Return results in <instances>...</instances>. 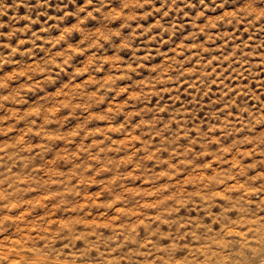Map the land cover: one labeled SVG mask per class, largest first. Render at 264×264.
I'll return each mask as SVG.
<instances>
[{"label": "clouds", "instance_id": "clouds-1", "mask_svg": "<svg viewBox=\"0 0 264 264\" xmlns=\"http://www.w3.org/2000/svg\"><path fill=\"white\" fill-rule=\"evenodd\" d=\"M68 2L76 4V0H68ZM49 3L50 0H38L37 6L47 7ZM177 4H183V7L178 8ZM200 5L202 10L196 17H191L188 13L184 16L192 20L193 28L200 30L192 35L198 37L203 32L209 42H214L218 37L211 32V29L225 24L231 28L230 35L233 37L231 41L234 44L236 33L243 28L251 34L252 38L247 46L234 44V52L241 51L240 56L233 53L225 58L221 55L209 63L208 60L199 59L206 45L198 44L197 47L201 49V52L187 58L188 63L197 61L191 72L183 67V61L171 59L157 68H151L150 70L156 75L138 81L136 88L139 91H129L123 86L117 87V81L130 79L131 74L145 67L143 61L151 55L150 52L148 56L138 54L148 50L136 46V40L147 35L152 27L159 28L162 33L168 32L170 36L175 35L177 28L183 27L179 24L169 27L161 23L145 28L137 22L144 21L155 13H163L164 17L173 12L178 15L184 11V8L194 7V5L191 0H120L119 7H114L112 0H84L83 5L78 6L75 12H65L64 16H49V20L63 22L67 16L71 15L74 22L60 29L58 36L45 41L51 47L46 49L47 55L43 61L0 75V90L9 89L7 94H0V109L7 112V115L0 117V135H8L14 130L15 123L9 125L7 124L9 121L17 123L29 117H36L40 121V123L35 120L30 121L26 127L19 129V135L13 138L11 143L5 144L4 148L0 149V152L4 153L0 156V161L12 162L7 165L0 163V167L6 169L0 172V213H3L0 215V264H86L93 252L104 258L103 264H133L128 257L108 258L115 256L120 247L129 243L138 245L131 255L139 258L140 264H245L249 253L252 254V258H255L264 250V172L249 175L250 171H255L259 165H264V128H261L264 126V100L260 99V96L264 95V87H261V91H257L243 83L244 80H250L252 77H258V81L264 79L258 75V72L264 71V68L253 61L254 56H260L264 52V40L260 39L261 34H264V0H235V5L231 7L230 0H200ZM66 7L67 5L64 6ZM64 8H59L58 11H64ZM9 10L7 0H0V17L7 14ZM207 12H212L214 15L207 17L205 15ZM97 14L104 23L90 30L86 25L89 20L96 19ZM201 18L205 20L202 25L198 22ZM117 21L121 22L119 27H112ZM124 29H131V31L125 34ZM29 30L25 28L22 31ZM15 31L4 35L7 39H11ZM41 31L46 32L49 29L45 27ZM74 34L80 36L76 44L69 42ZM41 39L39 32H33L31 40H21L15 46L0 44V47L10 49L7 55L0 54V68L5 64L13 63L11 57L14 55L24 54L20 50L21 44L36 45V41ZM161 39H163L162 36ZM149 40H152V37H149ZM225 42L229 43V40L225 38ZM61 44L64 45L62 49L53 51ZM105 45L115 50L112 55L107 54ZM248 48H253L255 51L249 52ZM182 50L191 51V48L188 45H181L177 49L178 52ZM124 51L133 54L129 60L121 56L120 53ZM85 54H88L86 61L81 67L74 69L71 87L57 93L58 98L51 106L33 107L23 113L13 108H4L5 103H22L24 93L35 91L45 82L52 80L57 72H67L72 67L73 58ZM261 60L264 61V56ZM136 61L139 63H135ZM105 65H108V74L98 78L97 73L103 72ZM215 65H219L220 68L216 71L208 70ZM224 65L230 67L225 68ZM254 69L259 70L254 71ZM224 72H227V75L217 81L216 77L223 76ZM173 73L176 74L173 75ZM33 77L37 79L34 80ZM213 77L215 81L210 85L209 81ZM21 78H24L26 82L13 89L12 82ZM216 83H219L221 88L217 94L220 97L221 107L211 112L210 116L213 119H221L219 112L228 113L227 117L222 118L220 126L210 124L206 132L200 131L198 127L187 126V121L179 117L193 115L194 110L190 104L187 110L181 109L179 113L174 112L173 119L168 122L161 121L157 124L155 119H142L127 132V140L107 144V140L112 139L108 135L109 132L123 131L121 126H113L111 123L116 116L124 115L131 119L153 112L162 113L167 110L164 108L163 100L161 99L160 106L148 107L150 100L168 95L180 103L179 96H173V93H179L185 84L188 85L186 95L193 97L192 103L199 104L196 97H207L209 87H213ZM233 92L236 93L235 97L232 96ZM109 93L115 94L110 100L107 99ZM125 94L127 100L117 103L120 95ZM240 97L245 98L243 105L237 103ZM106 100L108 110L102 115L90 111L95 105H103ZM253 101H255L254 107H249ZM211 103H217V101L212 100ZM172 107L174 109L175 106L172 105ZM125 108L135 110L125 112ZM232 108L237 109L236 113L231 112ZM65 109L70 110L68 114L59 116L58 114ZM78 109L87 114L82 123L70 131L48 130L47 126L51 124H58L63 128L64 123L71 119ZM93 120L101 124L107 121L108 126L89 128ZM171 123H176L178 128L171 136H168L165 133L170 130ZM141 127L154 129L146 133L151 139L144 140L135 135ZM244 129H247L249 135L236 140L230 146H221L219 154L208 151L197 153L203 156L212 154L216 161L229 164L231 167L223 171L214 170L211 175L202 173L195 177L188 176L183 180H176L177 176L184 175L180 170V164L191 163L186 157L194 151L193 145L199 144V147L207 149L209 144H218L223 138L210 133L220 131L225 135H232L235 132L239 135ZM257 129L261 130L257 131ZM192 132H198V135L193 137ZM82 133L83 136H81ZM97 135L104 139L86 142L90 137ZM29 136H38L40 142L30 143L27 140ZM77 137H80V143L76 150H69L66 145L76 143ZM182 139L189 141V144L183 148L179 146V141ZM153 140H158L159 144H153ZM57 141H63L65 147L57 150L55 155L46 161L51 167L45 169L37 166L32 169L33 172H43L47 179L42 178L36 181L30 176H20L12 171L16 163H22L27 168L37 156L43 157L45 153L50 152L52 145ZM137 142L142 145L139 149L134 147ZM245 145H251V147L245 148ZM121 148L127 150L129 154L122 159L107 158L109 152L119 153ZM233 148L236 149L235 159L224 160L225 155H232ZM141 152L144 155L137 160ZM161 152H168L169 156L161 158ZM22 153H29V155L24 156L21 155ZM82 153L88 154V161L76 163L81 160ZM257 157L260 159H256ZM173 158L178 160L177 164L172 163ZM249 159L252 163L243 162ZM60 161L71 163V170L67 172L56 170L54 166ZM144 161H155L157 165L167 164L169 167L151 176H138L136 173L141 172ZM93 162L100 167L94 169ZM122 166H131V171L121 175ZM90 171L95 175L111 171L113 175L110 179L96 180L95 175L91 178L85 176V173ZM241 177L244 179H239ZM165 178L168 182L159 184V181ZM73 179H77L76 185L72 184ZM128 180L143 181L149 185L157 184L158 186L147 189L132 187L125 183ZM21 183L27 184L28 187L22 188ZM81 183L98 184L100 192L95 195H85L84 202L71 205L66 208V211L83 212L85 208L91 209L97 205L105 208L114 207L116 204L125 203L129 198L140 197L136 208H121L118 214L119 220L121 216L129 219L137 217V219L133 223L116 224L113 221L106 227L116 230V235L107 240L97 231L98 227L95 223L84 218L57 222L55 229L49 228L47 215L37 217L33 221L27 220V216L34 211L31 207L33 200L24 199L27 193L43 188L44 194L40 195L42 198L47 197L48 201L59 198L58 202L51 206L48 203L43 205L50 210L48 215H51V210L57 212L66 205L67 201L64 197L79 195L76 189ZM34 184H39V188L33 187ZM116 184L119 185V190L114 193L113 199L108 204H100L101 195L104 192H113V186ZM52 185H61L63 190L49 191ZM188 185H193L195 190L186 191ZM173 189L175 191H172ZM165 193L168 194L165 195ZM234 193L239 195H233ZM151 197L156 199L145 202V198ZM219 201L224 203L220 204ZM189 204L194 206V210L206 213L205 218L188 221L169 219L173 215H179ZM25 205L29 207L24 215H11L14 209L23 208ZM217 207L221 209L218 213L214 211ZM142 209H154L155 214L146 215ZM233 212L240 214L239 219L229 215ZM89 215L91 212L85 213V216ZM204 220L211 223H205ZM44 221L47 222L44 223ZM6 224L17 225L12 235H5L9 231L5 227ZM154 224L155 228H153ZM101 225L102 227L99 228L105 227L102 223ZM216 225L220 226L219 229L215 227ZM81 226L91 231H77V228ZM164 226H167L169 230L163 231ZM141 227L149 230L148 238L137 241L138 229ZM173 227L175 231L171 230ZM119 236H123V241L118 240ZM91 237L95 239H90ZM163 240H168L169 243L162 244ZM80 241L84 246L78 249L76 243ZM109 242L116 247H110ZM58 244L59 247H57ZM105 248L108 251H105ZM181 252L183 255L178 256L177 253Z\"/></svg>", "mask_w": 264, "mask_h": 264}, {"label": "rangeland", "instance_id": "rangeland-1", "mask_svg": "<svg viewBox=\"0 0 264 264\" xmlns=\"http://www.w3.org/2000/svg\"><path fill=\"white\" fill-rule=\"evenodd\" d=\"M194 7H186L184 8V11L179 13L173 12L169 14L167 17H164L163 13H155L153 16H149L144 21H139L137 23L142 24L145 28L151 27L152 24H164L166 26H173V24H179L183 25L181 28H177L175 31L174 36H170L168 32H161L159 28L152 27L151 31L148 32L147 35H145L143 38L136 40V46L142 49H147V52L138 53L140 55L148 56V53L150 52L151 55L148 59H145L143 63L145 64V67H141L137 72L131 74L130 79L126 80H120L117 81V87L123 86L127 87L129 91H139L138 88H136V84L138 81L148 79L151 76H155L156 73L151 71V68H157L158 66L165 64L167 61L171 59H179L180 61H183V67L188 69L190 72L192 71V67L197 61H192L191 63H188L187 58L190 55H193L195 53L201 52V49L197 47L198 44H204L206 47L203 49V55L199 57L200 60H208L209 63H212L215 61L218 57L221 55H224L225 58H227L228 55H232L233 53L236 56L241 55V51H235L234 52V44L235 45H241L247 46L249 43V40L252 38L251 34L244 31L243 28H241V31L236 33V38L234 40V44L232 43L233 37L230 35L231 28H229L228 25L221 24L219 28L214 27L211 29V32L213 34L217 35V39L214 42H209L206 39V34L201 32L198 37H195L192 35L194 32H198L200 30L193 28L192 20L189 18L184 17L185 13L190 14L191 17H196L201 12V5L200 0H191ZM84 0H76V4H69L68 0H50V3L47 7H38V0H7V4L10 7V10L7 14L0 17V44H11L13 46L17 45L19 41L21 40H31L33 38V32H39L40 36L42 37L41 40L36 41V45H33L31 43H24L20 45L21 53L24 54H16L11 59L14 61L13 63L5 64L2 68H0V75H4L5 73L11 72L15 69L23 68L24 66H31L34 62H41L43 59L46 58V49L50 48L51 45H48L45 43V41L49 38H54L60 34V29L64 28L67 25H70L74 22V18L69 15L67 16L63 22H58L57 20H49V16L55 15V16H64L65 12H75L77 10V7L80 5H83ZM120 0H112V5L114 7H119ZM67 5L66 8L64 6ZM235 5V0H230V7ZM159 7V3L157 4ZM178 8L183 7V4H177ZM59 8H64V11H58ZM12 9V10H11ZM148 10V9H146ZM167 11V9H165ZM207 17H212L214 14L212 12L205 13ZM31 21H38L36 23H32ZM201 25L205 23V20L201 18L198 21ZM104 21L101 17H99V14H97V18L94 20H89L86 27H88L90 30L95 29L97 27L102 26ZM121 22L117 21L115 24L112 25V27H119V24ZM59 25L58 27L56 25ZM48 28L49 31H41L42 28ZM28 28L30 29L27 32L22 31L23 29ZM15 31V35L11 39H7L6 35L9 32ZM131 31V29H124V33L127 34ZM161 36L163 39H161ZM149 37H152V40H149ZM225 38L229 40V43L225 42ZM243 39V41H241ZM261 40H264V34H261L260 36ZM80 40V36L78 34H74L72 37H70L69 42L72 44H76ZM116 43H119V41H116ZM181 45H188L191 48V51L182 50L181 52H178L177 49L181 47ZM219 46V47H218ZM57 49H53V51L60 50L64 47L63 44L57 46ZM31 51H28L30 50ZM211 49V51H210ZM222 49V51H221ZM105 50H107L108 55H112L114 53V49L110 48L108 45H105ZM249 52H254L255 49L248 48ZM10 49L5 47H0V54L7 55L9 53ZM122 57H124L125 60H129V58L133 55L130 52L124 51L120 53ZM88 54H85L83 56H76L72 60V67L68 69L67 72H57V74L54 75L52 80H49L45 82L41 87L37 88L33 92H26L23 94V102L20 104H11V103H5L4 108H13L18 110L20 113H23L27 111L28 109H31L33 107H40V106H51V104L58 98L57 93L66 91L68 87H71V81L73 79L74 75V69L77 67H81L83 63L86 61V56ZM264 56V52L261 53L260 56H254L253 61L256 63L259 67L264 68V61L261 60V57ZM245 59H248V57H244ZM131 62V61H129ZM135 63H139V61H136ZM225 68L230 67L229 65H224ZM239 67V65H237ZM219 65H215L213 68L208 69L209 71H216L219 69ZM165 70H167L165 68ZM222 70V69H221ZM259 69H254V71H258ZM94 71V69L92 70ZM108 74V65L104 66V71L101 73H97V77L105 76ZM176 73H173L175 75ZM227 75V72H224L223 76H217L216 79L219 81L222 80L224 76ZM258 75L261 77H264V71L258 72ZM33 79H37V77H33ZM215 81V78L213 77L209 84L211 85ZM25 79L21 78L17 81L14 80L12 82V88L15 89L17 86H22L25 83ZM238 83V82H237ZM243 83L245 85H249L251 89H257V91H261V87H264V79H261L258 81V77H252L250 80H244ZM188 85L185 84L182 86V89H180L179 93H173V96H179L180 103H177L174 99H172L170 96L165 95L162 98H152L150 100V103L147 105L148 107L153 106H160L161 99L164 102V108L167 109L166 111H162V113H149L142 116H135L131 119H128L124 115L116 116L112 120V125L116 126L119 125L123 129L122 132L117 133H111L109 132V136L112 137L111 140H107V144H113L115 141L119 140H127V132L130 131L133 127H135L142 119L146 120H157V124H159L161 121L168 122L173 119V114L179 113L181 109L187 110L188 105L191 104L192 109L194 110L193 115L190 116H182L179 117L181 119H184L187 121V126L189 127H198L200 131H207L208 126L210 124H215L217 126H220L222 124V118H225L228 116L227 112H219V116L221 119H213L210 116L211 112H214L218 110L221 107V104L219 103L220 97L217 95L220 91V84L216 83L213 85V87H209V95L207 97H200L197 96L196 99L199 101V104L192 103L193 97L191 95H186ZM9 89L0 90V94H7ZM185 93V94H184ZM103 94V93H102ZM115 95L114 93L107 94V99L110 100L112 96ZM232 96L235 97L236 93L233 92ZM261 100H264V95L260 96ZM127 100V96L120 95L119 101L125 102ZM212 100H216L217 103H211ZM245 98L240 97L239 100H237L238 104L243 105ZM131 103V101H128ZM174 105V109L172 107ZM207 105V106H206ZM255 101L252 102V104L249 105V107H254ZM107 100L103 103V105H95L90 111L96 112L98 115H102L105 111H107ZM135 109L132 108H125L124 111H133ZM70 110L65 109L62 110L58 115L63 117L68 114ZM237 109L232 108L231 112L236 113ZM7 115V112L3 109H0V117ZM86 113H84L82 110L78 109L76 110L75 115L67 120L64 123L63 128H61L58 124H51L48 125L49 131H70L75 126L79 125L83 122V120L86 118ZM35 120L37 123H40L39 120H37L36 117H29L27 120H23L20 122L15 121H9L7 124L11 125L14 124V130L8 135H0V149L4 148L5 144L11 143V140L19 135V129L26 127L27 124ZM7 126V125H5ZM108 126L107 121H105L103 124L93 120L89 124V128H98V127H105ZM178 128V125L176 123H171L170 130L165 133L168 136H171ZM261 128H264V126H261ZM153 128H145L141 127L135 135L137 137H141L144 140H149L151 137H149L146 133L153 131ZM261 129H257L259 131ZM191 135L193 137L198 135V132H192ZM210 135L216 136V137H223L220 143L218 144H209L207 149L199 147V144L193 145L194 151L190 153L186 158L191 161L190 164H180V170L184 173L183 176H177L176 180L180 181L188 176H197L202 173H207L211 175L214 170H220L223 171L224 169H227L231 167V165L222 163L215 160V156L212 154H219V149L221 146H230L232 143H234L238 139H242L244 136L249 135L247 129H244L237 135L235 132L232 133V135H225L224 133L217 131L215 133H210ZM83 136V133L81 134ZM104 139L102 136H95L90 137L89 141L91 140H100ZM27 140L30 143H39L40 138L38 136H29L27 137ZM80 143V137L76 138V143L71 145H66V147L69 148L71 151H75L78 144ZM153 144H159L158 140H153ZM200 143H204V141H200ZM189 144V141L187 139H182L179 141V146L181 148L186 147ZM65 147L63 141H57L52 145V150L48 153H45L43 157L37 156L35 160L27 166V168L24 167L22 163H16L15 167L12 168V171L15 173H18L20 176H30L36 181H40L42 178L47 179L46 176H44L43 172H33L32 169L39 166L45 169L50 168L51 166L46 163L47 160L51 159L55 152L61 148ZM134 147L136 149H139L142 147L140 143H135ZM245 148H250L251 145H245ZM9 151H12L9 149ZM95 151V149H93ZM151 151V149H149ZM204 151H208L209 153H212L208 156L203 155H197V153H202ZM236 152V149H232V155H225L223 157L224 160L228 159H235L234 154ZM129 152L123 148L120 149L119 153L117 152H109L107 154V158L109 159H122L124 156L128 155ZM4 153L0 152V156H3ZM21 155L27 156L29 153H22ZM144 153L141 152L137 156V160H139L140 156H143ZM161 158L169 156L168 152H161L160 153ZM103 158V157H102ZM256 159H260V157H257ZM82 161H88V154L82 153L81 154V160L76 161V163H81ZM245 164L252 163V160H244ZM0 163H4L5 165L12 163L11 161H0ZM173 164H177L178 160L173 158L172 159ZM56 170L67 172L71 170L72 164L68 163L66 161H60L55 166ZM100 165L93 162V168H99ZM167 164L163 165H157L155 161H144L142 165L141 172L136 173V175H144V176H151L155 172L163 171L168 169ZM5 167H0V172L5 171ZM131 166H122L120 169V174L123 175L125 172H130ZM256 172H264V165H259L258 168L255 171H250L249 175H254ZM95 175L94 172L90 171L85 173L86 177H93ZM113 175V172L106 171L103 173H100L98 175H95L96 180H105L110 179ZM26 179V177H25ZM243 180L244 178H239ZM168 182L165 179L159 181V184H164ZM78 183L77 179L72 180V184L76 185ZM129 186L132 187H142L143 189H147L149 187H156L157 184L149 185L147 183H144L143 181H136L133 182L132 180L125 181ZM23 187H28L27 184L21 183L20 185ZM33 187L39 188V184H34ZM49 191H62L61 185H52L49 189ZM119 190V185L116 184L113 186V192H104L100 197V204H108L112 199L113 195L116 191ZM186 191H192L195 190L193 185H188L185 189ZM76 191L79 193V195H69L64 197V199L67 201L66 205L61 207L60 209L55 212L54 210H51V215H48L49 209H46L43 207L44 204H49L51 206L52 204H55L58 202L57 198L56 200H49L47 197H41L40 195L44 194V189L39 188L38 191H33L30 193H27L24 196V199H32L33 203L31 207L34 209V211L31 213V215L27 216V220L33 221L37 217L45 216L47 215L48 224L50 229H55L57 227V222H64L66 219H72V218H84L87 219L97 225V231L103 234V238L107 240L109 237L116 235V230L113 228H108L106 226H109L112 224L113 221H115L116 224L119 223H133L137 217H132L129 219L128 217L121 216L119 220V212L121 208H136L139 204L140 197L136 198H129L125 203L123 204H116L114 207H101L97 205L96 207H93L91 209L85 208L83 212H70L66 211V208L75 205L77 203L84 202L83 198L85 195H95L100 192V185L98 184H79V187L76 189ZM172 191H175L173 189ZM168 193H165L167 195ZM233 195H239V193H234ZM156 197L151 198H145V202H151L154 201ZM253 199H255L253 197ZM98 202V201H97ZM218 203L223 204V201H219ZM28 205H25L23 208L14 209L11 215H24L27 212ZM220 208L217 207L214 209L215 212H220ZM142 211L146 215H153L155 214L154 209H142ZM91 212V215L85 216V213ZM3 213H0L2 215ZM231 217H234L236 219H239L240 214L238 213H230ZM206 216V213L199 210H194V206L192 204H189L187 207L183 208L179 215H173L169 217V219H180L183 221L188 220H202ZM142 219V217H141ZM47 221H44L46 223ZM205 223H211L208 220H204ZM101 223L104 228L102 227ZM149 223H151L149 221ZM5 227L9 229L7 233H5L6 236L12 235L13 230L17 227L15 224H6ZM156 225H153V228H155ZM217 229H219V225L215 226ZM163 231H168L169 228L167 226H164L162 228ZM172 231H175V228L173 227L171 229ZM77 231H91V229H85L82 226L77 228ZM148 232L149 230H146L145 228L141 227L138 229V235H137V241H143L148 238ZM35 235V233H33ZM90 239H95V237H91ZM155 239V237H153ZM119 241H123V236L118 237ZM67 241H65L66 243ZM162 244H168V240L161 241ZM110 247H116V245L111 244L109 242ZM60 245L58 244L57 247ZM84 246L83 242H77L76 247L82 248ZM138 245L137 244H125L122 247H120L118 253L115 256H109L108 258L111 259H121L124 257H128L131 259L133 264H140V259L135 257L134 255H131L136 249ZM105 251H108L107 248L104 249ZM261 253H264V250L261 251ZM260 253V254H261ZM178 256H182L183 253H177ZM259 255V254H258ZM257 255V256H258ZM256 256V257H257ZM255 257V258H256ZM252 258V254H248V260L255 259ZM103 257H100L97 253L93 252L86 264H103ZM246 263V262H245Z\"/></svg>", "mask_w": 264, "mask_h": 264}, {"label": "bare ground", "instance_id": "bare-ground-1", "mask_svg": "<svg viewBox=\"0 0 264 264\" xmlns=\"http://www.w3.org/2000/svg\"><path fill=\"white\" fill-rule=\"evenodd\" d=\"M245 264H264V253L259 254L255 259H246Z\"/></svg>", "mask_w": 264, "mask_h": 264}]
</instances>
